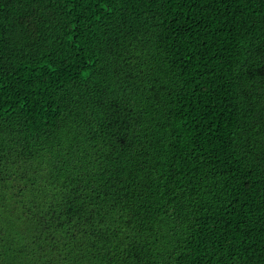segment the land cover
<instances>
[{
    "label": "trees",
    "instance_id": "16d2710c",
    "mask_svg": "<svg viewBox=\"0 0 264 264\" xmlns=\"http://www.w3.org/2000/svg\"><path fill=\"white\" fill-rule=\"evenodd\" d=\"M0 264H264V0H0Z\"/></svg>",
    "mask_w": 264,
    "mask_h": 264
}]
</instances>
